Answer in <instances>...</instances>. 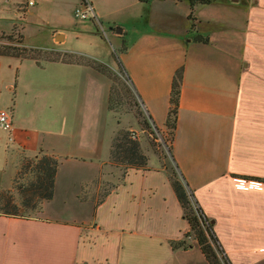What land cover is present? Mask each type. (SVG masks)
<instances>
[{"label":"crops","instance_id":"0c3cea01","mask_svg":"<svg viewBox=\"0 0 264 264\" xmlns=\"http://www.w3.org/2000/svg\"><path fill=\"white\" fill-rule=\"evenodd\" d=\"M82 1H75L72 12ZM88 1L100 24L125 39L120 61L160 130L172 106L175 74L183 68L170 159L194 190L231 262L259 264L264 260V0L195 6L187 0ZM27 14L39 12L30 8ZM69 30L37 35L46 47L102 63L97 50L102 39L90 25L75 20ZM196 34L209 41L194 40ZM110 90V78L88 64L40 65L0 55V110L13 113L12 130L0 128V197L24 157L45 153L59 160L54 197L40 214L0 213V223L21 232L14 237L0 231V264H10L12 245L18 249L20 242L32 245V254L22 249L18 264H29V258L31 264H109V250L116 253L114 264H200L198 256L194 259L197 240L187 249L172 246L190 225L170 167L163 166L169 164L147 141L141 143L146 169L113 163L117 132L142 130L135 115L109 108ZM72 206L91 216L65 217L61 212Z\"/></svg>","mask_w":264,"mask_h":264},{"label":"trees","instance_id":"16d2710c","mask_svg":"<svg viewBox=\"0 0 264 264\" xmlns=\"http://www.w3.org/2000/svg\"><path fill=\"white\" fill-rule=\"evenodd\" d=\"M141 1L150 2L152 0ZM187 1L191 6H195L197 4H210L216 0ZM194 28L195 24L192 23V29ZM194 40L199 42H208L209 38L203 36L202 34H196L194 36ZM122 52L123 49L121 50V53ZM0 55L33 59L41 65L38 57L40 54L37 55L35 54V50L27 49L24 46L0 45ZM65 55L67 58L60 55L52 57L51 53H48V55H46V61L85 64V61H83L84 59L77 57V55H74L73 53H67ZM90 63L93 64L94 62L90 61ZM90 63L87 64L90 65ZM117 65L118 67L120 66L122 72L126 75L127 80L130 81L121 61H118ZM93 67L98 71H101V69H99L97 66ZM182 77L183 68H180L174 77L171 95L172 106L169 111L166 123V128L171 130V144L169 146V151L172 156ZM132 91L136 95L137 99H139L133 87ZM117 98L120 99L119 96ZM135 103L138 106V112L136 115L138 116L140 123L143 125V129H148L153 132L152 128L154 124L151 122L150 116L146 115V112L140 110L139 105H141V103L139 100H137ZM118 104L119 102L117 101L116 103V96L114 95L113 86L111 85L109 108L119 112ZM134 133L136 132L128 129L119 130L117 132L112 142L111 159L113 163L121 165L125 168L133 167L137 169H146L148 166V157L142 149L140 140L133 137ZM162 158L163 157H161V159ZM27 160V163L21 164L22 168L19 169L20 171L17 173V176L14 179V188L17 190L21 201L17 202L10 191H4L0 197V213L3 215L14 217L26 216V213L29 211L40 210L42 203L51 201L54 197L55 178L59 166V160L56 157L45 153ZM172 161L174 162V159H172ZM174 165V169L170 168L171 184L183 208L184 215L190 225V230L185 233L184 237H187L191 234L194 235V238L197 240L199 247L209 264H233L214 230V224L210 221L198 200L195 198L194 190L189 187L184 175L179 170L178 165L175 163ZM163 166L169 168L166 163H163ZM29 172L32 173V177L30 180H28V182H18V174L24 175ZM172 246L173 248L187 249L191 245L187 244L184 238L183 240L173 241Z\"/></svg>","mask_w":264,"mask_h":264},{"label":"rangeland","instance_id":"374dc122","mask_svg":"<svg viewBox=\"0 0 264 264\" xmlns=\"http://www.w3.org/2000/svg\"><path fill=\"white\" fill-rule=\"evenodd\" d=\"M76 0H37V4L31 6L32 10H36L39 12L37 16H30L27 14V11L30 10L29 7H27V0H0V30H7L14 25V28L10 32H0V45H15V46H21L26 47L30 50H35V54H40L39 62L43 63L46 62V55L48 53H51V56H57L60 55L62 57H66L65 54L67 52H62L57 49L52 48V46H45L46 42L42 39L41 35L38 32H44L47 31V33L55 30V29H65L70 33L71 25L74 23L75 20H77L78 25L79 24H89L90 29L94 30L98 36H100L101 40V47L97 50L99 51L98 54L100 55V60L102 63L95 62L92 64L90 63L91 58L77 55V57H81L85 61L84 63H90V66H97L101 71L110 78L111 85L113 86V92L116 96V103L118 104L119 112L122 114H133L137 118L140 128L142 132H140V135L137 131V139L140 140V142H148V146L151 147L155 153L163 159L161 162L166 161L169 164V167L174 169L175 165L170 159L171 153L169 151V146L171 144V130L168 128H165L164 130H160L157 126L153 125V132L150 130L143 129V125L140 123L137 114L138 106L135 102H137V97L132 91L131 82L127 80L126 75L122 72V69L120 66L118 67L117 62L120 61V54L121 50L125 48L126 42L125 39H117L119 36L117 35L116 31H110L107 26L104 24H98L94 20H87V21H81L78 18L75 17L74 12H72V5L75 3ZM229 2V1H228ZM79 5L77 4L74 8L75 9ZM26 18V19H25ZM76 18V19H75ZM194 16L191 14V22L196 25V21L194 20ZM102 25V26H101ZM192 28V25H191ZM41 29V30H40ZM25 32H24V31ZM193 31V30H191ZM196 32V31H195ZM27 34V38H25L24 34ZM57 41H61V38H59ZM68 43L72 42L70 40V37L68 38ZM47 45V44H46ZM90 51L91 46H87ZM39 50V51H38ZM93 51H96L94 48ZM71 54V53H68ZM67 58V57H66ZM24 59V58H22ZM107 78V77H105ZM109 82H107V79H105L104 83L102 84L104 88L108 85ZM120 97L118 99L117 97ZM140 102V101H139ZM140 106V110L143 112H146L142 105ZM147 115V113H146ZM143 149V148H142ZM145 149V147H144ZM146 154L145 150H143ZM152 156V155H151ZM148 157V156H147ZM31 157H24L21 163L19 164V169L22 168L21 164L27 163V159H30ZM34 158V157H32ZM170 169V170H171ZM20 170H18L19 172ZM17 172V173H18ZM17 176V174H16ZM15 176V177H16ZM32 177V173H26L24 175L18 174V182H28ZM15 179V178H14ZM14 180L8 191L14 196L15 200L17 202H20V198L18 196L17 190L14 188ZM74 205V204H73ZM76 205V204H75ZM43 206V203L41 204V207ZM40 207V210H32L26 213L27 217L35 216L37 214H40L43 209ZM67 207L66 211H60L65 217L67 216H75V217H82L86 212L83 210H80V208H73ZM42 209V210H41ZM91 216V211L88 212ZM88 213L87 216L89 215ZM0 231H10L12 236H21V232H19V228L14 225L6 224V223H0ZM187 244H191L193 242L194 235L191 234L187 237H184ZM196 240V239H195ZM15 241V239H14ZM32 245H25L24 243L20 242L17 249V244L12 245V250L15 253L14 256L10 258V264H18V261L20 260L18 255H22L24 252L28 254L31 253ZM22 249H24L22 253ZM197 252V253H196ZM199 252V253H198ZM32 254V253H31ZM202 252L200 249H194V259H196V256L200 259V264H206L204 259L202 258ZM24 255V254H23ZM107 256H111L109 260V264H114L115 259L112 258L113 256H116V253L112 250H109L107 252ZM104 259V258H102ZM29 264H31L32 259L29 258ZM259 264H264V260H262Z\"/></svg>","mask_w":264,"mask_h":264},{"label":"built area","instance_id":"2783aa9c","mask_svg":"<svg viewBox=\"0 0 264 264\" xmlns=\"http://www.w3.org/2000/svg\"><path fill=\"white\" fill-rule=\"evenodd\" d=\"M35 3V0H27L28 5ZM74 15L79 20H94L100 24L95 7L88 0H83L82 3L75 9ZM0 128L6 131H11L13 128V113L9 108H3L0 110ZM134 138H137V134H133Z\"/></svg>","mask_w":264,"mask_h":264}]
</instances>
